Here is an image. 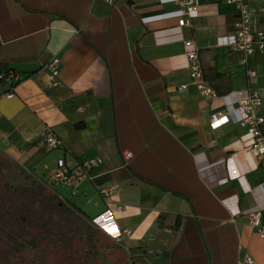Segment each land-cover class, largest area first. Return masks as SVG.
Here are the masks:
<instances>
[{
  "label": "crops",
  "instance_id": "obj_1",
  "mask_svg": "<svg viewBox=\"0 0 264 264\" xmlns=\"http://www.w3.org/2000/svg\"><path fill=\"white\" fill-rule=\"evenodd\" d=\"M163 1L0 0V72L19 76L10 99L0 83V154L84 221L108 210L99 189L109 192L116 226L131 234L115 243L100 232L124 264H241L244 256L264 264V240L246 216L259 210L264 227V169L243 125L210 127L247 88L262 96L264 116V51L244 65L242 53L219 45L236 17L223 0H188L197 9L183 27L168 16L178 5ZM247 3L264 32V0ZM187 40L222 99L205 100L189 85ZM54 58L57 76L46 68ZM43 130L62 147L48 150ZM60 158L101 163L73 186L48 187Z\"/></svg>",
  "mask_w": 264,
  "mask_h": 264
},
{
  "label": "built area",
  "instance_id": "obj_2",
  "mask_svg": "<svg viewBox=\"0 0 264 264\" xmlns=\"http://www.w3.org/2000/svg\"><path fill=\"white\" fill-rule=\"evenodd\" d=\"M225 4L233 5L236 8V17L233 24V33L221 39V47L227 48L230 52H240L243 54L242 64H246L249 57L264 51V32L254 28L255 16L249 9L247 0H223ZM164 2L161 0V3ZM178 5V9L168 16L177 20L178 27L189 24L188 18L196 12V6L188 0H172ZM167 16L160 15L156 20H164ZM142 19V23H143ZM186 68L190 80V86L205 100H212L217 97L214 90L207 84L199 50L190 40L184 41ZM59 59L54 58L46 65L52 75H58ZM19 81V76L12 71L0 72V83H5L8 87L5 97L10 99L14 96V86ZM188 86H180L181 92H186ZM262 105V96L257 90L247 88L238 93L235 106H227L225 112H218L211 116L210 127L218 129L223 125L233 121L243 125L250 138V150L254 154L258 167L264 169V116L257 114ZM234 116V118H233ZM42 144L48 150H56L62 147L61 141L50 130H43L39 134ZM125 161L132 158V153L126 150L121 152ZM101 163L99 159H90L86 162L71 166L64 158L56 160L55 168L50 173V178L46 185L73 186L82 179L87 178L89 172ZM259 190L264 193V182L260 184ZM100 195L105 199L108 210L92 219L94 228L102 231L115 243H119L124 236H130L129 230H120L114 220V214L110 210V193L104 189H99ZM121 207L116 208V212L121 211ZM248 226L253 229L255 235L264 240V227L261 224V213L259 210H252L246 213ZM241 264H254L249 256L242 258Z\"/></svg>",
  "mask_w": 264,
  "mask_h": 264
},
{
  "label": "rangeland",
  "instance_id": "obj_3",
  "mask_svg": "<svg viewBox=\"0 0 264 264\" xmlns=\"http://www.w3.org/2000/svg\"><path fill=\"white\" fill-rule=\"evenodd\" d=\"M0 154V264H124L90 220Z\"/></svg>",
  "mask_w": 264,
  "mask_h": 264
},
{
  "label": "trees",
  "instance_id": "obj_4",
  "mask_svg": "<svg viewBox=\"0 0 264 264\" xmlns=\"http://www.w3.org/2000/svg\"><path fill=\"white\" fill-rule=\"evenodd\" d=\"M109 179H110V176H109V175H106V176H103V177H100V178L95 179L94 182H95L96 184H102V183L108 181ZM39 183H40L42 186L45 187L44 182H43L42 180H39ZM53 195H54L56 198H58L55 194H53ZM91 221H92V220H91Z\"/></svg>",
  "mask_w": 264,
  "mask_h": 264
}]
</instances>
